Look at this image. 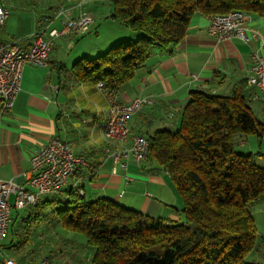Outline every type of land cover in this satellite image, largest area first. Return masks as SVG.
I'll list each match as a JSON object with an SVG mask.
<instances>
[{"label":"crops","instance_id":"1","mask_svg":"<svg viewBox=\"0 0 264 264\" xmlns=\"http://www.w3.org/2000/svg\"><path fill=\"white\" fill-rule=\"evenodd\" d=\"M2 2L8 7L9 16L0 32V42L19 40L24 48L29 47V37L34 32L46 27L47 37L49 29L61 27L64 17L89 14L93 22L86 33L56 37L46 66L25 64L12 108L0 114V180H14L27 186L24 174L29 169L31 154L52 137L70 142L75 154L87 158V165L78 167L61 190L42 195L35 207L16 209L15 196H10L11 220L6 234L0 235V264L6 258L20 264L41 257H49L53 264H84L82 260L88 257L91 261L92 249L73 240L75 236H70L54 213L58 202L66 201L79 190L86 201L106 197L151 216L182 221L180 196L169 174L155 161L136 162L128 158L126 169L114 166L110 154L118 145L109 143L102 133L107 99L96 83L79 81L71 70L79 58L97 56L111 44L136 39L140 33L110 17V0ZM39 2L43 17L34 19L33 8ZM12 9H17L21 17L12 16ZM208 24V16L192 15L177 45L166 50L154 47L132 77L118 88L117 96L122 102L137 96L152 100L151 105L129 117L130 134L174 129L191 92L225 93L249 76L251 52L258 48L260 39L217 40L208 34ZM248 28V34L256 30L264 40V16L250 15ZM248 87L250 105L264 121V101L257 98V88ZM124 144L128 145L129 140ZM252 216L256 239L245 259L264 264V197L254 205Z\"/></svg>","mask_w":264,"mask_h":264},{"label":"trees","instance_id":"2","mask_svg":"<svg viewBox=\"0 0 264 264\" xmlns=\"http://www.w3.org/2000/svg\"><path fill=\"white\" fill-rule=\"evenodd\" d=\"M110 17L136 39L110 45L72 64L79 81H102L117 92L154 47L166 50L184 37L195 13L239 10L264 16V0H110ZM246 80L225 93L193 91L174 129L144 135L148 159L165 170L182 201V221L151 216L106 197L86 201L78 191L54 206L56 219L93 249L92 264H256L252 206L264 197L260 151L237 149L248 136L264 140V121L250 105Z\"/></svg>","mask_w":264,"mask_h":264},{"label":"built area","instance_id":"3","mask_svg":"<svg viewBox=\"0 0 264 264\" xmlns=\"http://www.w3.org/2000/svg\"><path fill=\"white\" fill-rule=\"evenodd\" d=\"M9 16L8 8L0 0V32ZM250 14L232 10L224 14L208 16L207 32L217 40L235 37L245 42L260 39L258 48L251 52V69L246 78L248 86L257 88V98L264 101V40L256 30L248 28ZM93 18L89 14L77 17H64L61 27L51 28L44 37L46 27L34 32L29 38L31 43L24 48L19 40L8 43L0 42V114L10 110L20 89L21 73L25 64L46 66L49 52L54 45L55 38L73 33H86ZM108 102L107 117L102 125L104 138L118 148H113L111 158L114 166L126 169L127 159L136 162L148 159V139L141 134H130L128 119L152 104L147 96H137L129 102L118 99L117 92L104 87L102 81L96 82ZM129 140V144L124 142ZM87 158L84 154H75L70 142L52 137L48 142L34 151L29 158V169L24 174L27 186L14 180H0V235H5L10 223L11 195L15 196L13 205L16 209L35 207L42 195L58 192L76 173L78 167L86 166ZM82 195V191H78ZM3 264H20L13 259L6 258ZM29 264H53L49 257H41Z\"/></svg>","mask_w":264,"mask_h":264},{"label":"rangeland","instance_id":"4","mask_svg":"<svg viewBox=\"0 0 264 264\" xmlns=\"http://www.w3.org/2000/svg\"><path fill=\"white\" fill-rule=\"evenodd\" d=\"M38 7H35V8H33L34 9V12L35 13H33L34 14V19H39V18H42L43 17V11L41 10V8H42V4H41V2H39L38 4ZM8 8V7H7ZM9 10V9H8ZM12 10H14V9H12ZM14 13L12 14V16L14 15V16H17L18 15V10L17 9H15L14 11H13ZM28 16V15H27ZM27 16H25V18H27ZM18 17H21V16H19L18 15ZM23 18V17H22ZM77 43V42H76ZM114 44V43H113ZM112 45V44H111ZM94 57H96V56H94ZM91 58H93V57H91ZM243 145H241V146H239V145H237L236 147H237V149L238 150H240L241 152H244V153H248V152H253V153H255V152H257V151H260L262 154H264V140L263 141H260V143H258L257 141H256V139H255V137H253V136H248L246 139H244V141H243ZM253 160H254V162L255 163H257V164H259V165H261V166H263L264 167V158L262 157V156H259V155H254V157H253ZM179 199H180V197H179ZM180 202H181V199H180ZM252 209H253V206H252ZM66 233V232H65ZM69 234H70V236H75V239H73V240H75L77 243H80V244H83L84 246H87L86 244H85V241H84V238H83V236L81 235V234H77V233H74V232H68ZM91 248V247H90ZM92 249V248H91ZM79 251H81V249H78ZM88 250V249H87ZM89 251V250H88ZM92 251H93V249H92ZM82 262L84 263V264H92L91 263V261L89 260V257L88 258H86V261H85V258L82 260Z\"/></svg>","mask_w":264,"mask_h":264}]
</instances>
